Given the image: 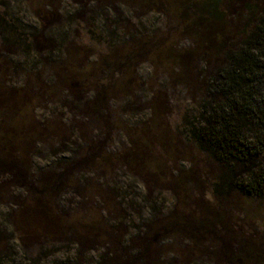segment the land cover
<instances>
[{"label": "rangeland", "instance_id": "1", "mask_svg": "<svg viewBox=\"0 0 264 264\" xmlns=\"http://www.w3.org/2000/svg\"><path fill=\"white\" fill-rule=\"evenodd\" d=\"M173 3L152 11L132 0H0V111L5 108L0 260L5 264L74 260L79 251L68 225L55 241L30 239L29 228L38 222L26 208L47 207L69 225L77 219L107 223L131 248L132 238L158 233L144 230L152 223L166 233L171 215L197 216L193 202L173 184L178 177L198 169L206 198L218 200L213 194L217 168L185 138L200 95L195 80L179 79L182 67L169 61L171 51L187 60L184 53L193 46L191 38L180 35L183 20L168 10ZM39 23L38 40L31 29ZM48 31L54 36L47 44ZM202 63L206 75L214 72L213 63ZM140 141L148 143L133 145ZM171 141L169 157L165 147ZM135 155L141 162H133ZM55 180L73 181V187L49 193L45 182ZM114 183L132 200L128 208L119 207V200H112L111 211L112 205L103 206ZM238 207L236 236L255 238L264 247V197L241 199ZM18 218L27 224L21 233L15 230ZM54 226L48 230L63 229ZM212 229L201 234L199 244L201 253L214 258L229 238L219 226ZM20 235L27 246L19 243ZM160 236L165 242L158 239L153 246L165 252L163 264H186L193 246L180 237ZM94 246L81 247L80 260L97 262L105 251Z\"/></svg>", "mask_w": 264, "mask_h": 264}, {"label": "trees", "instance_id": "2", "mask_svg": "<svg viewBox=\"0 0 264 264\" xmlns=\"http://www.w3.org/2000/svg\"><path fill=\"white\" fill-rule=\"evenodd\" d=\"M169 1L174 3L168 10L183 20L180 35L193 41V46L184 53L190 65L185 57H178L172 51L169 61L182 67L183 73L179 75V79L195 80L198 88L196 93L201 96L197 100V115L189 124L185 138L217 168L213 194L218 200L212 203L206 198L200 181H197L198 169L193 174L178 177V181L173 184L183 192L186 200L193 202L197 216L171 215L168 222L170 228L165 229L166 233L154 230L155 223L144 227L145 231L148 228L149 231L158 233L151 237L146 233L142 237L132 238L130 247L136 244L137 248L131 251L123 238L117 236L118 232H110L107 223L103 225L92 219L82 222L77 219L69 225L71 222L65 223L61 216L52 214L47 207L26 208L34 212L32 215L38 222L29 228L33 232L30 238L32 240H37L36 237L39 236L43 240L55 241L60 232L67 229V225L72 226V236L80 247L74 260L50 264H86L80 260L84 258L80 255V249L91 243L95 245L94 248L96 245L104 246L105 251L93 264H163L161 259L165 252L153 246L158 239L165 242L160 235L169 236L170 239L180 237L193 246V250L184 256L186 264H197L198 258V264H204L203 260L209 259L211 264L212 259L214 264L264 263L263 245L255 238L237 237L233 227L234 211L239 209L241 199L264 197V0H132L145 8H152V11L164 9ZM38 25L43 24L32 25L31 30L32 36L39 40V31L42 33L43 30L36 27ZM48 32L44 37L47 44L54 36V31ZM202 60L213 63L214 72L206 75V71H202ZM3 70L7 72V65ZM24 98L26 100V96ZM0 99L2 105L4 98ZM12 99L16 100L15 97ZM4 109L0 111V117L5 112ZM7 113L6 110L5 115ZM147 143L140 141L133 145L141 147ZM171 144L175 143L169 142L170 147L165 145L169 157L173 153ZM140 158L142 157L135 155L133 162H141ZM209 174L212 175L213 171H209ZM72 182L46 181V191L57 194L64 186L73 187ZM112 188V197L103 206L109 209L108 204L112 205L111 211L116 208V203H112V200H119V207L128 208V203L132 200L124 194L121 196L118 184L114 183ZM18 219L15 230L21 233L26 230L27 224L22 218ZM52 223L55 228L63 229L53 233L48 230ZM214 226H219L229 239L227 243H223L225 248L221 249L219 256L214 254V258H211V254L201 253L203 247L199 243L201 234L208 230L212 232ZM26 239L23 235L19 236V243L23 242V247L28 245ZM6 261L1 259L0 264H5Z\"/></svg>", "mask_w": 264, "mask_h": 264}]
</instances>
